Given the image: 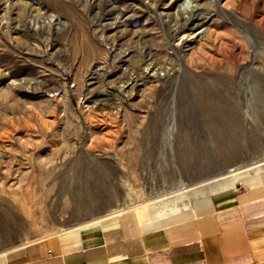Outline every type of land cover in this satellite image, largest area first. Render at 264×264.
<instances>
[{"label": "rangeland", "instance_id": "1", "mask_svg": "<svg viewBox=\"0 0 264 264\" xmlns=\"http://www.w3.org/2000/svg\"><path fill=\"white\" fill-rule=\"evenodd\" d=\"M262 170L264 0H0V264Z\"/></svg>", "mask_w": 264, "mask_h": 264}, {"label": "crops", "instance_id": "2", "mask_svg": "<svg viewBox=\"0 0 264 264\" xmlns=\"http://www.w3.org/2000/svg\"><path fill=\"white\" fill-rule=\"evenodd\" d=\"M257 174L262 181L205 197L162 224L125 211L8 251L7 263L264 264V171Z\"/></svg>", "mask_w": 264, "mask_h": 264}, {"label": "bare ground", "instance_id": "3", "mask_svg": "<svg viewBox=\"0 0 264 264\" xmlns=\"http://www.w3.org/2000/svg\"><path fill=\"white\" fill-rule=\"evenodd\" d=\"M200 88H203V87H200ZM260 166H255V168H259ZM231 173L232 174H228L226 176H222V177L213 179L211 181L201 183L197 186H193V187L185 189V194L182 195L183 200L186 202H189V203H191V205L195 206L197 202H199L201 199H203L207 196L221 193V192H223L229 188L235 187L237 184H240L241 183V177L243 175L236 172V171L235 172L231 171ZM183 193H184V191H183ZM171 207H172V205L170 206V208ZM138 209L139 208H137L136 210H138ZM173 209L174 208H171V212L173 211ZM130 210H132V209H130ZM130 210H127V211H130Z\"/></svg>", "mask_w": 264, "mask_h": 264}, {"label": "water", "instance_id": "4", "mask_svg": "<svg viewBox=\"0 0 264 264\" xmlns=\"http://www.w3.org/2000/svg\"><path fill=\"white\" fill-rule=\"evenodd\" d=\"M238 187V186H237Z\"/></svg>", "mask_w": 264, "mask_h": 264}]
</instances>
